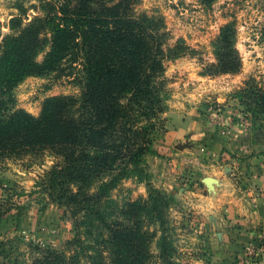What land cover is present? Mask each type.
<instances>
[{"label":"rangeland","instance_id":"obj_1","mask_svg":"<svg viewBox=\"0 0 264 264\" xmlns=\"http://www.w3.org/2000/svg\"><path fill=\"white\" fill-rule=\"evenodd\" d=\"M16 1L0 0V40L20 12ZM20 2L28 9L39 0ZM28 13L31 18L38 14L34 9ZM129 14L156 18L154 27L166 37L164 112L152 132L154 151L126 173L84 176L71 206L52 199L45 186L47 172L61 159L57 151L48 147L0 155V204L12 206L0 215V240H9L0 264L32 263L46 247L74 264H114V252L124 259L123 251L129 255L136 246L149 253L126 263L160 264L164 236L179 264H264V223L232 228L227 217V225L220 226L212 216L215 225H210L193 204L195 192L207 194L217 181L205 176L206 168L215 165L228 175L235 193L251 191L255 171L250 167L264 168V117L256 120L242 104L248 100L240 97L248 90L264 92V0H130ZM223 37L231 43L227 50L221 47ZM233 56L238 70L222 71L220 59L232 65ZM81 90L73 78L30 75L15 86L11 112L38 118L47 98L79 97ZM178 109L199 114L204 125L224 136H238L236 149L215 153L202 146L193 153L164 148L167 122ZM260 124L262 129L255 130ZM210 189L216 192L213 185ZM117 231L127 234L123 251Z\"/></svg>","mask_w":264,"mask_h":264},{"label":"trees","instance_id":"obj_2","mask_svg":"<svg viewBox=\"0 0 264 264\" xmlns=\"http://www.w3.org/2000/svg\"><path fill=\"white\" fill-rule=\"evenodd\" d=\"M15 7L20 12L9 21L11 32L0 40V155L48 147L57 151L61 159L47 172L45 186L52 199L71 206L84 176L126 173L154 151L152 132L164 112L166 37L154 27L156 18L129 14L130 0H39L28 9L17 0ZM31 9L38 12L32 18ZM230 44L229 38L221 39L226 50ZM233 57L232 65L220 59L222 71L238 70ZM30 75L73 78L81 95L47 98L38 118L11 112L15 86ZM240 97L248 100L242 104L256 120L264 117L263 91L248 90ZM3 207L0 215L12 209L4 202ZM126 236L115 233L123 244L120 251ZM8 241L0 240V252ZM40 250L42 257L28 264H74L53 248ZM160 250V264H179L165 236ZM123 252L124 259L114 252V264L149 253L139 246L129 255Z\"/></svg>","mask_w":264,"mask_h":264},{"label":"crops","instance_id":"obj_3","mask_svg":"<svg viewBox=\"0 0 264 264\" xmlns=\"http://www.w3.org/2000/svg\"><path fill=\"white\" fill-rule=\"evenodd\" d=\"M196 115L192 112L185 113L181 109L174 111L167 122V131L163 137L164 148L176 150L180 147L179 149L193 153L200 151L202 146L215 153L236 149L238 136L234 137L231 133L230 137L224 136L211 124L204 125L199 114ZM250 170L255 172L250 177L249 193H235L229 176L223 174L215 165L214 168L209 167L204 170L205 176L217 181L211 183L208 189L205 188L208 190L207 194L195 192L193 204L201 217L206 218L210 225H215L210 220L212 216L220 226L226 224L225 217H227L230 219L227 224L230 223L232 228H252L264 223V168L252 166ZM212 185L215 193L209 192Z\"/></svg>","mask_w":264,"mask_h":264},{"label":"built area","instance_id":"obj_4","mask_svg":"<svg viewBox=\"0 0 264 264\" xmlns=\"http://www.w3.org/2000/svg\"><path fill=\"white\" fill-rule=\"evenodd\" d=\"M204 150V149H203Z\"/></svg>","mask_w":264,"mask_h":264}]
</instances>
